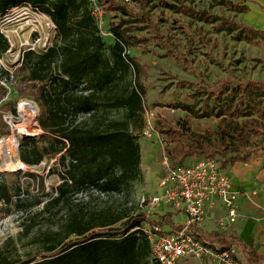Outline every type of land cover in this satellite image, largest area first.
I'll use <instances>...</instances> for the list:
<instances>
[{"label":"trees","instance_id":"obj_1","mask_svg":"<svg viewBox=\"0 0 264 264\" xmlns=\"http://www.w3.org/2000/svg\"><path fill=\"white\" fill-rule=\"evenodd\" d=\"M134 1L145 4L142 0ZM177 1V4L161 2L175 14L213 26L216 33L248 30L223 16L199 11L182 0ZM212 1L233 11L248 10L230 0ZM25 5L53 21L57 42L45 52H25L22 66L14 72L0 69V103L8 96V89L2 85L5 81L15 92L28 94L41 104L39 128L42 134L20 140L19 159L26 166H38L48 158H56L49 173L58 175L61 183L55 190L56 197L45 205V209L61 205L84 190L109 193L129 186L140 176L141 147L134 132H141L145 126L147 91L141 79L148 69L127 55L126 50L144 41L133 35L141 28L136 26L137 22L126 18L111 23L110 32L115 42L109 60L87 0H0V58L10 50L8 40L1 33L3 16ZM102 5L107 13L132 17L123 1L106 0ZM131 71H134L135 87L118 91ZM188 86L195 87L191 83ZM208 97L206 105L212 99L215 103L222 102L217 111L200 114L188 106L173 107L194 118L221 119L220 128L208 132L210 136L218 135L220 141L217 146H206L186 119L180 129L169 130L167 134L185 137L196 148L184 152L174 165H183L194 155H221L217 159L225 170L236 163L250 164L257 152H264L262 143L251 147L255 137L264 139V82L245 81L237 85L225 82L219 93ZM6 106L13 114L17 113L13 102ZM101 108L124 109L127 120L112 122L103 131L79 122L81 115L93 116ZM7 176L8 173H0V199L10 204L19 196L17 191L20 193L21 188H15L14 183L6 184ZM172 217L170 214L152 220L151 215L143 211L134 216L71 212L60 230L46 234L42 250L37 254L11 258L0 248V264H158L151 259L150 243L141 229L150 223L181 229V226H175ZM119 223L122 226L116 227ZM194 233L210 247L239 248L248 264H264V255L247 247L235 235L209 234L198 228Z\"/></svg>","mask_w":264,"mask_h":264},{"label":"rangeland","instance_id":"obj_2","mask_svg":"<svg viewBox=\"0 0 264 264\" xmlns=\"http://www.w3.org/2000/svg\"><path fill=\"white\" fill-rule=\"evenodd\" d=\"M142 1L145 4L134 0L129 3L123 1L132 17L121 13H107V24L99 29V34L105 42V56L109 60L111 46L115 42L110 32L111 23L119 22L122 18L137 22L136 26L141 30L133 32V35L144 40L126 50L127 55L134 57L148 69L141 79L147 91L145 126L141 132L131 129L138 136L142 157L140 176L135 182L109 193L96 189L84 190L71 196L69 201L61 205H52L48 210L45 209V205L56 197L55 190L61 183L58 175L49 173L56 158H48L38 166H26L20 161L19 155L7 157L2 144L5 139L13 136L11 128L3 118V114H13L6 105L9 102L15 105L17 113L13 114L14 125L18 128L28 130L27 122L32 124V130H28L29 132H14V138L20 144V140L24 138L42 134L39 128L41 104L30 95L20 94L12 88L6 99L0 103V173H8L6 184L14 183L15 188H21L20 193L17 191L19 196L15 197L12 203L8 204L0 199V248L9 257L26 258L37 254L42 250L46 234L60 230L71 212L136 215L142 210L139 205L141 197L161 193L159 183L164 159L168 158L170 163H175L181 159L184 152L196 148L187 138L171 136L167 131L180 129L188 119L192 123L194 133L202 138L206 146H217L220 141L218 135L210 136L208 132L217 131L221 119L194 118L182 109H174L173 106H188L200 114L205 111H217L222 102L215 103L213 99L208 105L205 102L210 94L219 93L223 83L237 85L245 81L264 82V0H230L248 8L244 12L233 11L212 0H182L185 5L196 10L223 16L248 29L225 30L220 33H216L213 26L164 8L162 0ZM165 1L176 4L178 2ZM2 29L10 44L2 67L9 72L20 68L22 56L28 48L47 50L57 42V35L50 21L38 16L36 11L26 6L12 10L5 17ZM181 83L185 85L181 86ZM190 83L195 87H189ZM132 87H135L134 71L121 83L118 91ZM26 100L35 103L39 109L34 118L19 112V104ZM126 120V110L107 108H101L93 116L81 115L79 118V122H84L88 128L102 131L107 130L112 122ZM148 121L153 131L151 138L143 133ZM257 143L264 144V139L255 137L251 147ZM205 157L207 155L189 156L184 165L194 164ZM220 157L221 155L215 156L219 159ZM11 165H17L18 170L8 171ZM250 165L247 173L251 174L254 181L259 176H264V152H257ZM234 175L232 174L233 179L237 183ZM263 193L264 187L242 192L243 198L257 206L260 215L256 221L261 224L264 222V209L257 205L256 198ZM147 213L151 215L152 220H160L166 211L147 210ZM184 219L183 216L176 218L180 221ZM122 223L116 227L122 226ZM253 248L264 253V241L256 242Z\"/></svg>","mask_w":264,"mask_h":264},{"label":"built area","instance_id":"obj_3","mask_svg":"<svg viewBox=\"0 0 264 264\" xmlns=\"http://www.w3.org/2000/svg\"><path fill=\"white\" fill-rule=\"evenodd\" d=\"M87 1L94 21L101 29L107 24V11L102 5L103 0ZM123 1L130 2V0ZM25 6L32 9L29 5ZM36 14L48 19L52 29L56 32L55 24L47 15L38 11ZM7 15L3 16L1 25V33L4 36L2 27ZM5 38L7 39L6 36ZM27 51L45 52L47 50L37 51L30 47ZM4 56L0 58V69L3 68ZM2 85L8 89L9 94L11 87L5 81L2 82ZM3 118L13 134L12 137L2 142L5 154L7 157L19 155L20 144L14 138V132L16 130L20 132V128L14 125L15 116L3 114ZM143 133L148 138L153 136L149 121ZM159 187L161 192L159 195L143 196L139 199L141 211L146 213L147 210L178 212L186 216V221L181 225V229H171L152 223L143 226L141 230L150 243L152 260L158 264H182L184 260L188 259L196 260L199 264H205L206 261H211L214 264H248L241 256L238 248L232 247L228 250H221L218 246L210 247L197 239L194 233L195 228L204 222L217 202L222 204L224 211V214L217 220V227L220 232L231 231L238 222L244 219L239 209V198L242 194L234 190L230 175L227 170L222 168L217 158L205 157L189 165H174V163L169 162L168 158H165Z\"/></svg>","mask_w":264,"mask_h":264},{"label":"crops","instance_id":"obj_4","mask_svg":"<svg viewBox=\"0 0 264 264\" xmlns=\"http://www.w3.org/2000/svg\"><path fill=\"white\" fill-rule=\"evenodd\" d=\"M251 165L250 164H241L236 163L233 166H230L227 169L228 174L230 175L234 190L241 193L244 191H254L258 190L259 188L264 187V176H259L257 180H253V177L251 174L247 173L249 172ZM232 174H235V178L237 183L234 181ZM236 185V186H235ZM257 205L259 207H262L264 209V193L262 195H259L257 198ZM239 209L240 213L243 216V220L238 222L235 227L224 234H232L240 238L249 248L254 249L259 254L264 255V253L259 252L255 248H253L254 244L256 242H262L264 241V222L263 224L257 222L258 215L260 213L257 211V206L250 203L246 198H243L242 195L239 198ZM264 211V210H263ZM172 214V221L175 224V226H181L186 221V216L184 214H180L178 212H170L166 211L165 216ZM224 214L222 204L220 202H217L215 208L211 210L207 216V218L202 222L197 228L200 231L206 232V233H220L217 227V220L220 216ZM184 217V221L176 220L177 217ZM239 249V248H238ZM241 256L243 259L248 263V259L245 256V254L239 249ZM199 264L196 260L188 259L184 260L182 264ZM205 264H214L211 261H206Z\"/></svg>","mask_w":264,"mask_h":264},{"label":"bare ground","instance_id":"obj_5","mask_svg":"<svg viewBox=\"0 0 264 264\" xmlns=\"http://www.w3.org/2000/svg\"><path fill=\"white\" fill-rule=\"evenodd\" d=\"M19 112L24 114V115H28L30 118H34V116H36L39 112V109L37 107V105L31 101H22L20 104H19ZM29 121V120H28ZM28 123V126L27 128H29L28 130H32L31 129V123L30 122H27ZM22 129V130H21ZM20 131L21 132H29L28 130H25L24 128H21ZM26 134V133H25ZM18 170V166L17 165H11L8 169V171L10 172H14V171H17Z\"/></svg>","mask_w":264,"mask_h":264}]
</instances>
